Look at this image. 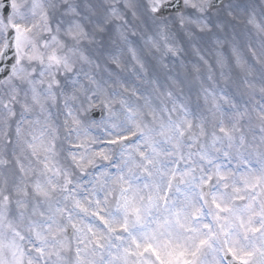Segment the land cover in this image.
I'll use <instances>...</instances> for the list:
<instances>
[{
    "label": "snow or ice",
    "instance_id": "snow-or-ice-1",
    "mask_svg": "<svg viewBox=\"0 0 264 264\" xmlns=\"http://www.w3.org/2000/svg\"><path fill=\"white\" fill-rule=\"evenodd\" d=\"M170 6L0 0V264H264V39L240 29L264 24L251 0ZM128 29L162 55L211 51V83L142 105L115 71L86 87L80 41Z\"/></svg>",
    "mask_w": 264,
    "mask_h": 264
},
{
    "label": "clouds",
    "instance_id": "clouds-1",
    "mask_svg": "<svg viewBox=\"0 0 264 264\" xmlns=\"http://www.w3.org/2000/svg\"><path fill=\"white\" fill-rule=\"evenodd\" d=\"M19 2L23 5V10L27 12L31 7L32 0H19ZM91 2L94 4L101 3L102 0H91ZM251 2L254 5L257 21L264 24V0H251ZM241 24L243 30L249 33L253 40L264 39V35L257 36L254 29L247 24L246 18H242ZM126 35V40L114 36L111 41L100 40L99 38H94L92 42L80 41L81 50L92 61L90 65L84 64L78 56L73 57L75 68L80 73L81 83L86 87L88 86L86 75L89 73L99 82L109 78L110 75L114 74V71L118 72L125 79L126 86L129 89H135L139 94L133 96L129 92L125 95L133 102L141 105L144 102V96L151 97L157 104L161 101L167 102L168 97L163 93L169 90L178 99L190 97L194 101L201 84L211 83L206 80L209 68L212 67L214 61V54L211 51L201 49V55H207L209 61L208 65H204L199 62V58L194 59L198 56L184 45H181V51L176 56L162 55V50H149L145 41L149 35H152L151 32L136 29V34H133L132 30L128 29ZM133 52L136 59L133 58ZM112 57L118 59V64L112 60ZM193 64L199 66L198 72L193 71ZM228 71L229 69L226 68L225 72ZM255 71H264V68L257 66ZM196 77L199 79H195ZM213 79L217 85L224 86L225 81L221 79L219 70L215 68H213ZM113 107L118 109L119 104L117 103ZM27 115L32 120L42 118L39 108L36 107ZM53 117L55 118L54 109Z\"/></svg>",
    "mask_w": 264,
    "mask_h": 264
},
{
    "label": "rangeland",
    "instance_id": "rangeland-1",
    "mask_svg": "<svg viewBox=\"0 0 264 264\" xmlns=\"http://www.w3.org/2000/svg\"><path fill=\"white\" fill-rule=\"evenodd\" d=\"M18 2H19V0H18ZM240 29L243 30V25L242 24H240ZM205 56H206V58H208L207 55H205ZM194 59H198V57H194ZM193 98L195 99V97H193Z\"/></svg>",
    "mask_w": 264,
    "mask_h": 264
}]
</instances>
